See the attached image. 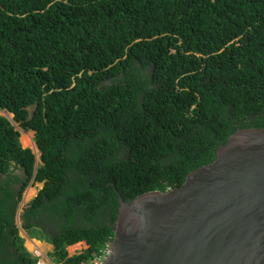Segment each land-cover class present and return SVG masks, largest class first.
Instances as JSON below:
<instances>
[{
  "label": "trees",
  "instance_id": "1",
  "mask_svg": "<svg viewBox=\"0 0 264 264\" xmlns=\"http://www.w3.org/2000/svg\"><path fill=\"white\" fill-rule=\"evenodd\" d=\"M0 111L40 161L0 116V264L39 261L15 223L31 182L21 228L51 263L93 264L115 191L177 188L237 129L264 128V0H0Z\"/></svg>",
  "mask_w": 264,
  "mask_h": 264
},
{
  "label": "water",
  "instance_id": "2",
  "mask_svg": "<svg viewBox=\"0 0 264 264\" xmlns=\"http://www.w3.org/2000/svg\"><path fill=\"white\" fill-rule=\"evenodd\" d=\"M115 192L102 264H264V128L237 129L177 188L127 202Z\"/></svg>",
  "mask_w": 264,
  "mask_h": 264
},
{
  "label": "rangeland",
  "instance_id": "3",
  "mask_svg": "<svg viewBox=\"0 0 264 264\" xmlns=\"http://www.w3.org/2000/svg\"><path fill=\"white\" fill-rule=\"evenodd\" d=\"M4 114H5V112H3V111H0V116H4ZM7 114V113H6ZM6 116H8L9 117V119H12V115L11 114H7ZM14 122V121H13ZM14 124V127H15V130L16 131H18L19 132V134H20V137H19V141H20V144H21V138H22V140H23V135H22V133H24V131H22L20 128H19V126H17L16 125V123L14 122L13 123ZM25 133H32V140H30V138L27 136V140H28V146L29 147H27V146H23L22 144H21V146L23 147V148H29L35 155V157H36V163L37 164H39L40 163V161H39V153H38V151L36 150V146H35V144H34V142H33V132L32 131H28V132H25ZM42 188V184H39V183H30L28 186H27V188L25 189V191L23 192V194H22V200H21V202L19 203V205H18V209H17V211H16V215H15V223H16V226L18 227V230H19V236L20 237H22L23 238V240H24V247L26 248V250L28 251V252H30L31 254H33V255H35V256H37L38 258H39V261H41V260H43L44 262H46V264H51L49 261H47L49 258H48V254H49V252H48V250L47 249H45V244H44V242H41V241H39V242H37V241H34V240H31V239H29V240H27L28 238H30L29 237V235L30 234H34V231H32V233H29V232H27V231H24L22 228H21V222H20V213H21V211H22V208L29 202V201H31V199H33L35 196H36V194H37V192H38V190H40ZM35 234H36V232H35ZM27 238V239H26ZM27 241H26V240ZM36 240V239H35ZM27 243H28V245H27ZM33 245L34 247L33 248H31L30 246L31 245ZM49 244V243H48ZM83 244V243H82ZM83 249H85V246L84 245H81V246H77L76 247V249L74 250V249H71V251L70 252H68V250H67V252H68V255L69 256H74V255H77V254H79L81 251H83ZM74 250V251H73Z\"/></svg>",
  "mask_w": 264,
  "mask_h": 264
},
{
  "label": "built area",
  "instance_id": "4",
  "mask_svg": "<svg viewBox=\"0 0 264 264\" xmlns=\"http://www.w3.org/2000/svg\"><path fill=\"white\" fill-rule=\"evenodd\" d=\"M108 254H109V244L106 245V247H105L102 255L99 258H97L96 260H94L92 263L93 264H102V262L105 260V258L107 257ZM45 263L46 262H44L43 260H41V261H38L37 264H45Z\"/></svg>",
  "mask_w": 264,
  "mask_h": 264
},
{
  "label": "crops",
  "instance_id": "5",
  "mask_svg": "<svg viewBox=\"0 0 264 264\" xmlns=\"http://www.w3.org/2000/svg\"><path fill=\"white\" fill-rule=\"evenodd\" d=\"M29 137V136H28ZM27 239V238H26ZM25 239V240H26ZM29 239H31V238H28L27 240H29ZM26 240V241H27ZM31 240H34V241H37V242H39L38 240H35V239H31ZM44 244H45V249H47L48 250V252L50 253L51 251H52V249H53V247L50 245V244H48V243H46V242H44ZM81 245H84L85 246V249L87 248V246L83 243H78V244H76V245H73V246H70V247H68L67 248V250H68V252H70L71 251V249H76V247L77 246H81ZM85 249H83V250H85ZM73 250V251H74ZM73 256V255H72Z\"/></svg>",
  "mask_w": 264,
  "mask_h": 264
},
{
  "label": "bare ground",
  "instance_id": "6",
  "mask_svg": "<svg viewBox=\"0 0 264 264\" xmlns=\"http://www.w3.org/2000/svg\"><path fill=\"white\" fill-rule=\"evenodd\" d=\"M36 150H37V149H36ZM29 241H30V240H29ZM27 245H28V243H27ZM30 245H31V244H30ZM30 247H31V248H33L34 246H33V245H31Z\"/></svg>",
  "mask_w": 264,
  "mask_h": 264
}]
</instances>
